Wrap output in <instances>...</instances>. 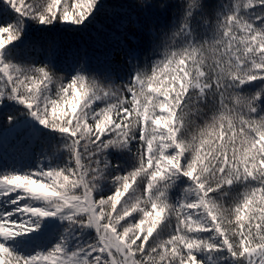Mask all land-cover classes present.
Listing matches in <instances>:
<instances>
[{
  "label": "snow or ice",
  "instance_id": "snow-or-ice-1",
  "mask_svg": "<svg viewBox=\"0 0 264 264\" xmlns=\"http://www.w3.org/2000/svg\"><path fill=\"white\" fill-rule=\"evenodd\" d=\"M0 264H264V0H0Z\"/></svg>",
  "mask_w": 264,
  "mask_h": 264
},
{
  "label": "trees",
  "instance_id": "trees-1",
  "mask_svg": "<svg viewBox=\"0 0 264 264\" xmlns=\"http://www.w3.org/2000/svg\"><path fill=\"white\" fill-rule=\"evenodd\" d=\"M69 39H71V37H69Z\"/></svg>",
  "mask_w": 264,
  "mask_h": 264
}]
</instances>
